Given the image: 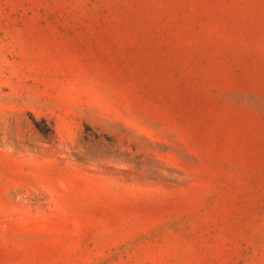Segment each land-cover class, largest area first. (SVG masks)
Masks as SVG:
<instances>
[{
	"label": "rangeland",
	"instance_id": "374dc122",
	"mask_svg": "<svg viewBox=\"0 0 264 264\" xmlns=\"http://www.w3.org/2000/svg\"><path fill=\"white\" fill-rule=\"evenodd\" d=\"M0 264H264V0H0Z\"/></svg>",
	"mask_w": 264,
	"mask_h": 264
}]
</instances>
